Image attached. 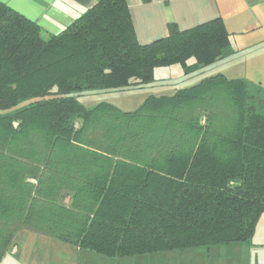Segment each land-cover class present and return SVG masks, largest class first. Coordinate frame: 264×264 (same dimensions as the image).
Returning <instances> with one entry per match:
<instances>
[{
	"label": "trees",
	"instance_id": "obj_1",
	"mask_svg": "<svg viewBox=\"0 0 264 264\" xmlns=\"http://www.w3.org/2000/svg\"><path fill=\"white\" fill-rule=\"evenodd\" d=\"M225 21L137 39L127 0L45 34L0 1V263L28 230L114 258L249 242L264 213V86L223 73L134 110L81 99L231 52ZM17 252V251H16Z\"/></svg>",
	"mask_w": 264,
	"mask_h": 264
},
{
	"label": "rangeland",
	"instance_id": "obj_2",
	"mask_svg": "<svg viewBox=\"0 0 264 264\" xmlns=\"http://www.w3.org/2000/svg\"><path fill=\"white\" fill-rule=\"evenodd\" d=\"M252 52L245 50L233 53V57H227L228 61H224V63H220V61L219 66L213 72L209 68L190 76H186L180 65L157 68L155 70L156 81L144 88L125 92H103L91 98L84 97L81 100L88 106H94L98 102L106 100L124 110H134L151 94L172 95L177 89L191 86L197 83L202 76L212 73H223L229 78L242 77L251 81L253 79L264 86V51L259 52L257 49ZM16 239L17 241L23 240L20 245L23 253L16 254L18 249L15 247L12 251L15 254L8 253L0 264H78L80 260H84L85 264H220L219 261H222L223 264H236V262H239L238 264H256L254 256L252 260L249 259V254H242L241 248L242 246L264 244V213L259 219L254 237L249 242L123 258L109 257L87 250H78L73 255L68 245L62 248L59 243L55 245L57 240L28 230L21 231ZM32 240L36 242L33 243ZM60 251L66 252L69 257L61 258ZM88 255L91 257L88 258ZM257 256L260 259L259 264H264V249L258 250Z\"/></svg>",
	"mask_w": 264,
	"mask_h": 264
},
{
	"label": "crops",
	"instance_id": "obj_3",
	"mask_svg": "<svg viewBox=\"0 0 264 264\" xmlns=\"http://www.w3.org/2000/svg\"><path fill=\"white\" fill-rule=\"evenodd\" d=\"M0 1L38 22L45 34H56L68 27L98 0ZM127 2L140 43H150L166 36L171 23H175L180 29H187L214 18H221L232 34V52L229 56L233 57V53L245 50L264 51V0H127ZM228 60L229 58H225L220 63ZM218 66L219 64L213 66L212 72ZM252 81L254 80L252 79ZM22 241V239L18 241L16 254L23 253L20 246ZM35 242L33 241V243ZM55 243H57L55 245L59 243L62 248L68 245L73 255L81 250L61 241ZM241 249L242 254L248 253L251 260L254 256L256 264H259L260 259L257 253L258 250L264 249V244L242 246ZM89 254L91 255V253ZM59 255L63 259L69 257L66 252L62 251L59 252ZM90 255L88 258L92 256ZM219 263L223 264L222 261ZM238 263L236 262V264ZM78 264H85L84 260H80Z\"/></svg>",
	"mask_w": 264,
	"mask_h": 264
}]
</instances>
